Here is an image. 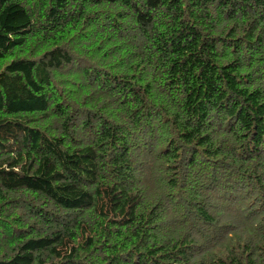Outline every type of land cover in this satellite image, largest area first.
<instances>
[{
    "label": "trees",
    "instance_id": "trees-1",
    "mask_svg": "<svg viewBox=\"0 0 264 264\" xmlns=\"http://www.w3.org/2000/svg\"><path fill=\"white\" fill-rule=\"evenodd\" d=\"M0 264H264V0H0Z\"/></svg>",
    "mask_w": 264,
    "mask_h": 264
}]
</instances>
